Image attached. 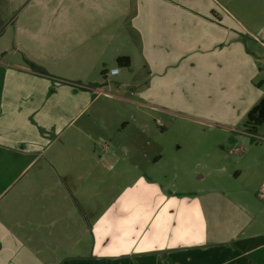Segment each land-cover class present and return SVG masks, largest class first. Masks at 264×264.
Wrapping results in <instances>:
<instances>
[{
	"label": "crops",
	"instance_id": "0c3cea01",
	"mask_svg": "<svg viewBox=\"0 0 264 264\" xmlns=\"http://www.w3.org/2000/svg\"><path fill=\"white\" fill-rule=\"evenodd\" d=\"M2 2L18 15L0 25L14 26L0 45V264H264V207L252 195L162 189L139 171L136 147L89 132L99 94L51 74L65 59L89 89L128 87L137 99L115 96L232 129L264 97V0ZM119 55L130 65L110 74ZM97 150L116 151L117 164ZM121 179L129 185L83 205L71 191Z\"/></svg>",
	"mask_w": 264,
	"mask_h": 264
},
{
	"label": "rangeland",
	"instance_id": "374dc122",
	"mask_svg": "<svg viewBox=\"0 0 264 264\" xmlns=\"http://www.w3.org/2000/svg\"><path fill=\"white\" fill-rule=\"evenodd\" d=\"M14 1L18 4L17 10L23 6V0ZM3 6L4 4L0 0V25L4 20L9 21L18 15L17 11L10 15L11 9H6ZM13 27L12 23L6 24L0 31V45L5 48L10 46L14 32ZM62 52L63 50L59 51L58 57ZM81 59V56L78 55L77 61L82 64ZM65 61L64 59L51 67L53 76L65 78L75 88H84L91 90L93 94H99L86 112L91 117L89 132L101 135V129H110L116 135V141L121 140L127 146L136 147L138 151L134 150L132 155L135 158L132 157V159L138 162L139 171L146 168V174L151 175L162 189L191 192L208 187L233 189L243 197L252 195L251 197L264 207V198L258 196L260 193L259 174L264 170V139L251 137L244 132L249 130V133L258 136L264 135V122L251 128L247 124L248 117L246 115L237 126L226 129L216 121L203 119L192 111L182 110L181 113L171 114L153 111L145 104L139 103L138 100L134 102L124 99H131L130 97L137 99L136 96L130 95L131 89L128 87L116 89L115 87L106 88L96 85L95 88L89 89L84 79L81 78L82 72L77 65L68 69L63 66ZM114 67L118 68V65L115 63ZM43 70L47 72L45 68ZM121 94L124 98L116 97ZM82 117L86 119L85 115ZM81 120L82 118L78 121ZM126 123L128 124L121 129V125ZM145 124L147 126L143 129ZM249 127L250 129H248ZM118 128H120L121 135L118 134ZM105 138H101L100 141ZM113 152L97 150L96 154H102L105 166L116 165L120 156H117L116 151ZM120 155L123 156L122 153ZM75 157L76 155L72 153L71 159L73 160ZM150 161H155L151 167L147 166ZM121 181L115 185V188L110 180H107L103 185H97V187L93 183L85 181L80 185H74L75 187L71 186V191L77 195L76 199L83 205L86 202L94 201V198H101L107 192L129 185L125 180L121 179ZM157 187L158 185H149L147 190L156 192ZM16 188V186L10 188L9 193L15 191ZM8 191L5 197L8 195ZM94 191L95 193H93ZM248 192L250 193L248 194ZM83 197L85 198L83 199ZM86 197H89V200ZM103 201L104 199L95 201L96 207L99 202ZM261 216H264V212ZM72 219H75L74 216ZM58 224L61 228L60 223ZM66 224L67 222L64 225ZM43 233L45 234V232ZM74 233L77 235L76 231ZM86 237L85 234L84 240ZM89 238L92 241V234ZM83 247L79 248V252L86 251L85 246Z\"/></svg>",
	"mask_w": 264,
	"mask_h": 264
},
{
	"label": "trees",
	"instance_id": "16d2710c",
	"mask_svg": "<svg viewBox=\"0 0 264 264\" xmlns=\"http://www.w3.org/2000/svg\"><path fill=\"white\" fill-rule=\"evenodd\" d=\"M116 64L122 67H129L130 59L128 56L119 55L116 57ZM29 66L40 73H46L43 68L32 62H29ZM247 117V124H249L251 128L264 122V97L248 112ZM250 127L248 129H250ZM247 131L250 132L249 130Z\"/></svg>",
	"mask_w": 264,
	"mask_h": 264
},
{
	"label": "built area",
	"instance_id": "2783aa9c",
	"mask_svg": "<svg viewBox=\"0 0 264 264\" xmlns=\"http://www.w3.org/2000/svg\"><path fill=\"white\" fill-rule=\"evenodd\" d=\"M119 70V68H117V67H113V68H111L110 70H109V73L110 74H114V73H116L117 71ZM260 195L261 196H263L264 195V180H263V182H262V184H261V187H260Z\"/></svg>",
	"mask_w": 264,
	"mask_h": 264
}]
</instances>
